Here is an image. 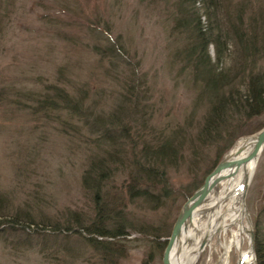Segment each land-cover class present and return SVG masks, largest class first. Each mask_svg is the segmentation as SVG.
I'll return each instance as SVG.
<instances>
[{
    "label": "rangeland",
    "instance_id": "obj_1",
    "mask_svg": "<svg viewBox=\"0 0 264 264\" xmlns=\"http://www.w3.org/2000/svg\"><path fill=\"white\" fill-rule=\"evenodd\" d=\"M208 1L0 0V193L22 220L12 242H0V264H100L99 249L85 245L87 237L93 238L86 230L96 226L93 217H80L92 216L94 207L82 183L92 153L84 139L88 132L75 117L70 120L74 129L61 132L57 122L33 109L32 98L43 97L53 86L69 92L79 88L92 114L106 115L118 105L121 80L135 74L141 96L136 105L129 104L131 111L145 115L156 129L181 126L195 135L208 107L204 95L199 101L195 64L207 56L215 64L218 48L225 55L231 50L216 35L225 31L226 19L238 7L264 5V0H216L208 11ZM205 34L213 39L207 50L201 45ZM221 58L219 67L225 61ZM262 124L264 118H255L236 127L234 133L244 135L226 151L225 142L207 149L193 174L187 167L170 170L174 192L163 209L129 204L127 174L120 172L105 189L112 195L116 186L132 225L115 240L128 247L117 264H162L163 254L148 244L151 232L162 228L158 240L166 242L182 205L203 184L202 175L212 172L238 140L259 134ZM257 160L244 195L254 238L264 234V147ZM210 205L206 201L198 207L202 225ZM116 228V221L107 223L108 232ZM215 237L195 264H216L220 249ZM236 258L231 252L232 264Z\"/></svg>",
    "mask_w": 264,
    "mask_h": 264
},
{
    "label": "trees",
    "instance_id": "obj_2",
    "mask_svg": "<svg viewBox=\"0 0 264 264\" xmlns=\"http://www.w3.org/2000/svg\"><path fill=\"white\" fill-rule=\"evenodd\" d=\"M214 4L216 5V0H209L207 10L213 9ZM226 21L228 27L225 28L224 34L222 29L217 31L216 41H222V46L227 51L228 48L231 50L225 55L224 51L221 53L217 47L215 64H211L208 56L201 57L193 68L194 79H197L195 81L201 83L199 101L204 95L208 103L203 125L195 135L189 132V128L181 126L156 129L147 123L150 120H144L145 115L140 113L137 116L131 111L129 104L136 105L141 96L138 93L135 74L121 80L118 105L106 115L101 112L92 114L91 108L86 106V93L79 88L69 92L53 86L43 97L32 95L33 101L36 102L33 109L44 114L43 116L54 124L57 122L61 132L68 133L74 129V124L70 121L74 117L83 121L84 129L88 132L84 139L88 141L87 145L90 143L89 150L92 153L87 156L86 162L89 166L84 171L82 183L85 184V191L92 197L94 207L92 216L81 213L80 217L81 221L93 217L96 226L93 228L91 225L92 229L86 227L93 238L87 237L85 245L99 249L100 264H117L119 259L125 257L128 248L115 241L116 238L125 236L124 230L132 228L125 213L128 204L122 202L115 185V194L111 195L105 191L106 186L113 182L120 172L127 174L125 188L128 191L129 204L139 203L155 211L163 209L174 192L170 185V170H175L177 166L187 167L193 174L198 170L199 162L208 156L205 152L207 149L219 142H225L226 151L239 136L244 135L234 133L236 127L246 125L255 118H264V5L256 9L238 7L236 14L229 15ZM2 29L3 26L0 25V34ZM208 36L211 37L205 34L206 42L203 38L201 43L206 50L213 42ZM191 49L193 50V47ZM193 51L195 54V48ZM221 57L225 61L219 67ZM2 101L3 99H0V105ZM141 119L143 121L140 123ZM262 125L254 132L263 128ZM217 155L220 159V152ZM217 164L218 162L214 167ZM209 171L211 169L202 175L203 179ZM203 181L201 180V183ZM13 211V207L0 193V242H12L13 231L18 223L22 222L19 215ZM76 217L78 218V215ZM114 221L120 228L110 233L107 223ZM68 229L74 230V227L67 226L66 230ZM161 230L162 228H158L154 231L156 234L151 232L148 244L152 246V251L162 254L167 240H158L163 238ZM254 239L256 264H264V234L259 233Z\"/></svg>",
    "mask_w": 264,
    "mask_h": 264
},
{
    "label": "bare ground",
    "instance_id": "obj_3",
    "mask_svg": "<svg viewBox=\"0 0 264 264\" xmlns=\"http://www.w3.org/2000/svg\"><path fill=\"white\" fill-rule=\"evenodd\" d=\"M254 141L255 137L241 138L228 152L225 160L246 158L254 147ZM257 161L252 160L237 170L227 171L225 179L217 186L219 188L209 194L207 201L211 205L205 215L207 222L202 225L199 220L202 212L195 211L192 221L179 239V256L175 255L176 246L172 248V264H195L204 247L212 243L213 236H216L220 249L216 264H232L230 256L233 251L237 253L236 264H254V250L246 236L251 228L247 222L242 192L245 179L251 178Z\"/></svg>",
    "mask_w": 264,
    "mask_h": 264
},
{
    "label": "water",
    "instance_id": "obj_4",
    "mask_svg": "<svg viewBox=\"0 0 264 264\" xmlns=\"http://www.w3.org/2000/svg\"><path fill=\"white\" fill-rule=\"evenodd\" d=\"M255 137V143L250 155L246 158H239L238 160H222L218 162L215 169L210 172L203 181V184L195 191L190 197L187 198V201L182 205L181 211L177 215L175 223L171 229V234L167 239V245L163 251L162 264H172L171 263V251L174 246H176L175 255L179 256L180 246L178 245L181 235L185 232L188 223L191 222L192 217L195 211L198 210V207L204 204L214 190L218 187V184L225 179L227 171L237 170L239 166L249 163L252 160L258 159L260 152L264 147V128L260 130L259 134ZM252 178V176H251ZM250 177H247L244 182V189L242 192V197L244 200V195L248 189V185L251 181ZM250 245L253 250V230H250L249 233ZM254 251H253V259Z\"/></svg>",
    "mask_w": 264,
    "mask_h": 264
}]
</instances>
